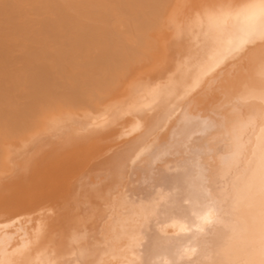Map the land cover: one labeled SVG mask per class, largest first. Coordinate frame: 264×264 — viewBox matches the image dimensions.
Returning a JSON list of instances; mask_svg holds the SVG:
<instances>
[{
	"label": "bare ground",
	"instance_id": "1",
	"mask_svg": "<svg viewBox=\"0 0 264 264\" xmlns=\"http://www.w3.org/2000/svg\"><path fill=\"white\" fill-rule=\"evenodd\" d=\"M18 1L45 12L56 45L35 59L55 78L99 67L100 10L144 61L95 96L0 115V264H175L185 245L184 264H264V0Z\"/></svg>",
	"mask_w": 264,
	"mask_h": 264
},
{
	"label": "rangeland",
	"instance_id": "2",
	"mask_svg": "<svg viewBox=\"0 0 264 264\" xmlns=\"http://www.w3.org/2000/svg\"><path fill=\"white\" fill-rule=\"evenodd\" d=\"M74 1L76 2L74 5H78L79 1L88 5L87 0ZM117 1L108 0L110 4ZM119 1L123 3L122 0ZM69 5L67 2L64 3V14L68 20H72L77 10ZM97 13L100 14L101 10ZM97 13L85 22L88 34L85 33L86 36H97L95 41L101 49L96 60L99 67L94 71L87 67L79 68L77 65L73 72H64L61 78H55L49 63L35 59V55L40 56V51H48L50 46L56 45L55 33L44 20L45 12L39 14L30 5L22 7L17 0H0V115L8 113L16 114L18 117L24 113L34 115L39 108L51 106L64 98L95 96L100 93L99 91L107 89L110 84L116 83L120 78L118 74L120 70L133 71L142 65L144 59L136 44L127 42L113 25L108 23L109 20L100 21ZM22 20H25V23L22 24ZM33 20L39 22L36 30L30 26ZM64 24L67 25L66 22ZM109 46H116L114 48L116 55L111 61L103 57L104 50ZM58 52L59 49L54 48L52 54ZM80 62H83V58L78 61ZM100 62L103 67L100 66ZM76 83L79 85L78 88L74 87ZM19 119L22 120L21 117ZM32 120H35L34 116Z\"/></svg>",
	"mask_w": 264,
	"mask_h": 264
},
{
	"label": "clouds",
	"instance_id": "3",
	"mask_svg": "<svg viewBox=\"0 0 264 264\" xmlns=\"http://www.w3.org/2000/svg\"><path fill=\"white\" fill-rule=\"evenodd\" d=\"M216 220V211L213 208H208L202 214L199 215L198 223L195 227L198 231L204 232L205 229L215 223ZM189 231L190 229L186 226H181L178 229V232L180 233H186ZM197 252V247L191 245H185L181 247L177 252L175 264H184L185 261L192 260L197 255ZM150 264H173V261L167 256H157L152 259Z\"/></svg>",
	"mask_w": 264,
	"mask_h": 264
}]
</instances>
